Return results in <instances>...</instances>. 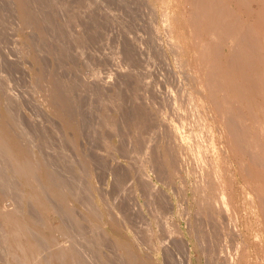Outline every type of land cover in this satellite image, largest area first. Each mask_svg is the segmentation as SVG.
I'll list each match as a JSON object with an SVG mask.
<instances>
[{
    "label": "rangeland",
    "instance_id": "1",
    "mask_svg": "<svg viewBox=\"0 0 264 264\" xmlns=\"http://www.w3.org/2000/svg\"><path fill=\"white\" fill-rule=\"evenodd\" d=\"M53 1L33 0V10L38 9V13L42 11L40 13L46 16L48 22H41L39 28L22 29L14 1L0 0V119L2 109L8 103L9 107L4 108H9L15 117L10 116L9 120H12L9 121L8 134L19 137L22 130L19 140L27 144L37 157L42 155L49 162V168L58 173L64 182L68 181L70 188L64 195L66 201L63 203L53 197L54 201L51 199L55 208L61 205L58 211L65 212L63 208L67 207L70 213L62 212L64 216L57 210L55 214L52 211L41 213L30 200L23 202L19 199L18 207L30 211L37 222L47 221L50 226L61 224L66 230L70 222L75 226L76 220L86 216L81 220L84 228L80 226L85 236L80 232L75 233L76 226L74 228L72 225L69 227L70 234L67 233V240L75 239L70 241L80 245L85 240L82 237L93 233L92 223L96 221L87 215L84 204L87 202L90 208L98 206L94 209L97 213L100 209L102 213L98 220L101 229L99 227L98 231H101L99 236L102 238L107 236L102 239L105 246L96 247V250L90 246L85 252L92 249L96 256L101 254L104 259L111 256L110 260L113 258L112 261H116L112 262L114 264H123L125 260L128 264H142L143 260V264H264V198L258 199L260 194L264 196V164L260 166L245 154L239 156L233 149L231 151L225 142L224 124L219 119L203 121V109L197 105L195 98L190 99L194 86L188 76L199 46L195 48L197 39L184 19L187 0ZM237 2L230 1L232 13L239 14L243 21H251L258 13V16L262 13L264 18V5L252 2V11H249L248 4ZM247 10L251 12L250 15ZM34 12L37 13V10ZM165 12L172 17L175 26L173 32L166 28ZM262 24L257 29L261 30L259 32L264 40ZM206 39L204 36L198 41L201 44ZM173 41L181 44V53ZM183 58L188 66L179 62ZM37 65L42 73L38 72ZM52 74L60 78L65 91L68 90L74 100L72 118L78 132L68 129L64 133L59 119L44 105L50 79L48 76ZM261 101L259 97L256 98V102ZM243 110L250 136L255 133L256 137L257 131L264 133V115L261 117L264 113L253 110L255 116L251 119L257 116L263 121L260 120L261 130H258L259 120L254 119V123L250 119V122L248 118L251 112L245 108ZM141 114L145 115L143 119L146 117L149 121L143 128L137 126L138 119H142ZM15 122L20 126L16 128ZM173 131L187 140L180 144L178 141L181 137L178 136L174 142L171 136ZM263 133L261 138L264 137ZM163 135L172 138L170 142L174 146L176 144L179 165L173 170L166 168L162 162L165 147ZM196 135H199L197 140L202 146L201 150H197ZM29 143L36 146H29ZM262 147H255L253 151L261 148L264 152ZM204 149L206 156L203 155ZM260 152L255 153L264 157V153ZM242 155H245L243 158L249 171H245L237 162ZM202 156L208 161L203 158L202 161ZM215 160L220 173L218 184L223 185L217 188L226 187L227 191L225 197L219 198L218 205L222 204L223 199L222 205L226 208L220 213L212 211L211 202L202 197L201 191L191 193L206 182L208 170H212ZM88 189L92 190L89 195L85 193L86 190L90 192ZM199 192L201 195L196 197ZM103 199L112 207L109 211L111 214L102 209ZM112 213H115L116 221L112 219ZM57 214L66 216V220L63 217L60 219ZM30 228L34 230H31L34 236L39 234L37 238H49L51 235L42 227L31 225ZM59 233H54V237L62 244L66 236ZM74 233L76 236L80 233L79 239L74 237ZM135 233L137 236L140 233L139 238ZM116 243L120 246V250L116 248L119 254L113 249ZM46 245L49 248L46 249ZM53 248L46 241L41 256H47ZM126 248L136 260L129 261L125 257ZM100 250L103 252L99 253Z\"/></svg>",
    "mask_w": 264,
    "mask_h": 264
},
{
    "label": "bare ground",
    "instance_id": "2",
    "mask_svg": "<svg viewBox=\"0 0 264 264\" xmlns=\"http://www.w3.org/2000/svg\"><path fill=\"white\" fill-rule=\"evenodd\" d=\"M13 1L15 3L17 12L19 14V18L21 20L22 29L27 28V27H38L39 28L41 25V22L42 23L48 22L46 16H43V14L40 13L42 11H40L38 13V11H39L38 9L33 10V8L35 6L33 0L32 1L31 0H13ZM54 1H53V3H54ZM230 1L231 0H187V10H186L187 13L185 14L184 19L186 21V25L192 29L191 31L193 34H195V37L197 39L196 40L197 42L195 43V46L197 44V47H195V48H198V46H199V50L197 51V54H195L196 57L194 56L196 59V60H194V66L192 65L193 67H191V72L189 73V76H188V77H190L189 79H190L191 84L194 86L192 88V93H190L189 96H190L191 100H194V98H195L197 100V105L203 109L204 119L201 118L203 121L219 119V121H221L224 124L225 131H226V133H225L226 137L224 136L225 140H226L225 142L227 143V145L231 149V151L233 149V151L236 154H239V156H240V154H245L248 157V159L250 158L249 160L253 161V163H259L258 165L262 166L261 164H264V157H262L263 155L256 154L255 152H258V151L263 152V151L260 150L261 149L260 148V149H258V151L254 152L253 149H255V147H259V146L261 147V145H263L262 149L264 148V143L262 142V141H264L263 140L264 137L262 136L263 138H261V134L263 133V131H259L260 133L262 132L260 134V136L257 135L259 133L257 131L256 137H255V133L253 131L254 137L250 136V133L248 132L249 126H247V124L245 123V121H247V119H245V115H246L245 110H243V109L245 108L247 111L249 110V112H251V113H249V115H250L248 118L249 121L251 118H253V116H255V115H253L254 109H257L258 112L264 113V42H263L264 40L261 36V33L259 32L261 30L257 29V28L260 29V27H258V26H260V24L263 23L261 26L263 29L262 31L264 32V28H263L264 27V18L262 17V13L259 16H258L259 13L258 14L256 13L257 14L256 18H253L251 21H245V20L243 21L239 14H236L234 11L233 12L236 15L234 13H232L233 8L230 5ZM237 1L240 3L248 4L247 9H251V3L252 2H257L259 5H264V0H236V2ZM35 10H37V13L34 12ZM249 11H252V9ZM247 13H248V10H247ZM248 14L250 15L251 12H249ZM163 16H164V21L168 25V27H166V28H169L170 32H173V30L175 29V26L173 24L174 22L172 20V17L169 16L168 12L167 13L165 12ZM204 36L207 37V39L204 40L205 43L202 42L200 44L198 39H200ZM172 43L176 46L177 50L181 53V50L183 49L181 47V44L179 45L178 43H176L174 41ZM180 48H181V50H180ZM225 48H226V50H225ZM195 50H197V49H195ZM184 60H185L184 58L182 60L179 59V62L181 61L180 63H182V65H183V62L186 63V61H184ZM36 61H37V64H40V63H38L39 62L38 60H36ZM177 61H178V59H177ZM186 65L188 66L189 64L186 63ZM37 66H38V72L42 73L41 67L39 65H37ZM48 78H50V79L48 82V86L46 87L47 88L46 89V99L44 97V99H45L44 105H46V107L49 108V111L51 112L52 115L54 114L59 119L62 131L64 133L68 132V129L72 130L71 132H78V126L76 125L75 122H73L74 120L72 118V115L74 114V107H75L74 106V100L69 95L68 90L65 91V89L63 87L64 84L59 80L60 78L58 79V77H56L54 74H52L51 76H48ZM38 79H39V77H38ZM62 89H63L64 93L62 92ZM258 97L261 100H263V102L262 101L256 102V98H258ZM257 101H258V99H257ZM253 102H254V104H253ZM7 104L5 103L6 106H4V105L3 106L9 107ZM4 107L2 109L1 119H0V120H3V122L0 123V223H1L0 225L3 226V231L1 232V230H0V264H114L116 261L115 262L112 261L113 258L110 260L111 256L110 257L108 256L109 259H104L101 257V254H98L97 255L98 257H97L94 254L95 252L93 253L91 251L92 249L89 252L94 254L93 256L92 255L90 256L91 253H89L87 251H86L87 253L85 252V250H89L90 246L95 247V250H96V247H97V249L100 246L103 248L104 241L102 239L104 237H105L104 239H106V237H107V236H104L102 238L101 236H99V234L101 235V231H98V228L100 227V225L98 224V220L101 219L100 217H101L102 213H101V211L99 212V210H100L99 208H97V210L99 209L98 213H97L96 209H94L95 207H98V206H95L94 208H90L89 205L87 206V202L84 201L86 204L83 203L87 207V208L86 207L84 208L85 210H87V215L92 220H96V221L94 223H92L93 224V227H92L93 233L92 234L90 233V235L88 234V236L86 235L87 237H82V239H85V240H83L84 242H82V239L80 237V241L82 242V243H80L78 241V243H80V245H78V244L76 245L75 244L76 242L75 243L72 242L75 239L72 240L70 238L72 241H70V239L67 240L69 238L67 233L69 232V234H70V231H71V229H69V227L71 225L73 226L74 223L70 222V225L67 228V230H68L67 231L66 228L64 229L61 224H58V225L55 224V226H50V225H48L47 221H45L44 223L43 222L42 223L37 222L36 221L37 219L33 218V216L29 213L30 211H28L26 208L20 209L18 207V203H20V202H18L19 199L23 200V202H26V201L29 202V200H30V203L32 201L34 203V206L36 207V209L39 210L41 213H42V211H52L55 214V213L61 211V210H59V211L57 210V208H59L61 205L59 207L57 206L55 208L52 200L54 201V199H56L60 203H63L64 201H66L65 200L66 197L64 195H66L67 191H69L70 188H68L69 185H67L68 181L64 182L57 175L58 173L56 174L54 171H52L49 168V166H50L49 162L46 161L45 159H43L41 157L42 155L41 156L38 155V157H37V154L31 152L32 149L30 147H28L27 144H24L22 141L19 140V137L22 134V132H21L22 130H20V132H19V137L17 135L14 136L11 133H10L11 135L8 134L9 133V130H8L9 121L11 122V120H12V119L11 120H9V119H10V116H12V115H11V110L9 108L5 109ZM177 109H178V107H177ZM243 111H244V113H243ZM257 111H254V112L257 113ZM257 115H258V113H257ZM263 115L264 114H262L261 117ZM13 116H12V118H15ZM141 116H142V119L141 118L138 119L137 126L143 128L145 125L146 126L148 125L149 121L147 122V120L145 119L146 117H144V119H143V116H145V115L141 114ZM141 116L139 115V117H141ZM256 118H257V116L254 117L255 120H256ZM254 119H251V120H253L254 123H256ZM257 120H259V121H257ZM257 120H256L257 123H260L261 119L257 118ZM12 123H14V119H13ZM74 123H75V125H74ZM16 124H18V123L15 122L14 125H16ZM257 125L259 126V125H261V123L257 124ZM17 126H20V125H16V128H17ZM258 126H257V128H259L258 130H261L260 129L261 127L260 126L258 127ZM11 129L13 130L12 127H11ZM249 129H250V127H249ZM85 132H87V131H85ZM26 135L28 136L29 134H26ZM263 135H264V133H263ZM171 136L173 138V141L174 140L176 141V139L178 138L179 135L177 134L176 131H173L171 133ZM198 136L196 137V141H197L196 147L198 148L197 150H201L202 146H201V144L198 143V140H197V138H199ZM164 137L162 138V142L165 145V147L163 148V151H162V159H163L162 162H164V166L166 168L173 170L176 166L179 165V164L177 165V159L178 158L176 156L177 155L176 144L174 146L172 144V142H170L172 138L168 137L169 138L168 139L167 136H164ZM179 137H181V135ZM26 139L28 140V138H26ZM179 139H180V141H178L179 143L183 142V141L185 142L187 140V138L185 139L182 137ZM183 139H185V140H183ZM160 140H161V138H160ZM29 142H32V141L29 139ZM58 144H57V146H58ZM180 144H183V143H180ZM30 145H32V144L29 143V146ZM33 145H34V147L36 146L35 144H33ZM62 147H64V146H62ZM195 148H194V152H195ZM181 149H184V147ZM146 150L147 149H145V151ZM202 150H203V148H202ZM55 151H57V149ZM207 151H208V149H207ZM200 153H201V151H200ZM204 153L205 154H203V155L206 156V150ZM249 155H250V157H249ZM197 156H198V154H197ZM244 156L242 155L241 158H238L237 162L238 163L240 162L239 164L242 166V168L245 171H249V168H248L249 166L247 163H245L246 160H244L245 159V158H243ZM235 157H237V156H235ZM202 158H203V156L200 158L203 161V159H205V158H203V159ZM216 159H218V158H216ZM223 159H225V157ZM57 160H58V158H57ZM206 161H208V160H206ZM215 163H216V160H215V162H213V164L211 166V168L213 167L211 171L207 169L209 171L207 173V175L205 174V171H204V175L207 176L206 182L201 184V182H202L201 181L200 182L201 187H199L198 190H193L194 192L192 191L191 193H196V191H201L202 195H203L202 197L206 198V201L209 200L211 202L210 205H211L212 211L215 213H220L221 211H225L224 209H226V208L224 207V205H222L223 199H221L222 204L218 205L219 200H220L219 198H223L222 196H224V194H227V191H226V187L221 188L220 190L217 188L219 186L218 181H220L219 180L220 173L218 172L219 168L216 166ZM215 167H217V168L215 169ZM158 170H159V168H158ZM207 170H206V172H207ZM70 173H71V171H70ZM68 174H69V172H68ZM71 174H73V173H71ZM174 174H175V172H174ZM172 175H173V173H172ZM73 177H72V180H73ZM200 177H199V179H200ZM204 178H205V176H204ZM139 180H141V179H139ZM202 180H203V178H202ZM124 183H125V181H124ZM195 184H197V182ZM195 184L193 183V185H195ZM221 186H223V185H221ZM221 186H219V187H221ZM193 187L194 186H192L191 188H193ZM196 187H198V185ZM88 190L90 192H87V190H86L85 193L91 194L92 190H90V189H88ZM227 190H228V188H227ZM82 192H83V190H82ZM198 194L201 195L199 192V193H197L196 197L197 196L199 197ZM260 195H259L258 199L264 198L263 195H261V196ZM196 197H194V198H196ZM17 198H18V200L16 201ZM77 199H79V197H77ZM50 200H51V202H50ZM199 201L201 202V200H199ZM55 202H57V201H55ZM207 202L205 205H207L209 203V202L208 203ZM259 202L261 203V201H259ZM102 204H103L102 209L106 212H109L110 209L112 208L109 205L108 201H106L104 199L102 200ZM64 205H65V203H64ZM205 205H203V206H205ZM90 206H92V204H90ZM61 208H63V207H61ZM63 209H65L64 211L66 213H70V212H67V207H65ZM207 209L209 210V207H207ZM56 210H57V212H56ZM68 210L70 211V209H68ZM262 211H264V210H262ZM62 212H63V210H62ZM62 212H60V213L64 216L63 213H65V212H63V213ZM213 212H211V213H213ZM46 215L48 216V214H46ZM66 215H68V214H66ZM58 216L60 217V215H58ZM63 216H61L60 219H62ZM65 217H63L64 220H66ZM74 217H75V215H74ZM74 217L71 219H74ZM114 217H116L115 213L113 214L112 219H114ZM84 218H86V216ZM84 218H81V219L79 218L80 219L79 221L76 220V222H75L76 228H75V226H73V227L76 230L75 233L80 232L85 236V234H84L85 232L83 233V229H82L84 227L81 226V225H83L81 223V220ZM71 219H70V221H71ZM112 219L110 218L109 220H112ZM64 220H62V221H64ZM86 220H88V218ZM213 220H215V219H213ZM41 221H43V218ZM114 221H116V219H114ZM120 221H122V220H120ZM126 223H127V221H126ZM63 224H65V221ZM116 224L118 225V222ZM155 224H156V221H155ZM31 225L42 227L45 230H48L51 233L50 237L49 238L48 237L37 238L36 235L39 236V234L37 233L34 236L35 233L31 231V230H33L30 228ZM218 226H219V224H218ZM123 227H124V225H123ZM80 228L82 229V231H80L81 230ZM196 228H197V226H196ZM100 229H101V227H100ZM144 229H146V228H144ZM187 229L189 232V228H187ZM57 231H58V233H59V231L62 232L61 234L66 236V237L64 236L66 238V241L63 242L62 244H60L58 241H56V238L54 237V233H56ZM73 231L74 230L72 229V232ZM119 231H120V229H119ZM89 232H91V231H89ZM213 232H215V231H213ZM221 232H222V230H221ZM80 233L78 234V236H76L77 234H75L74 237L76 236V239H77V237L79 239ZM105 235H107V234H105ZM139 235H140V233H139ZM102 236H103V234H102ZM133 236L135 237V235H133ZM138 236L136 234V237H138ZM74 237L72 236V238H74ZM44 238L48 242L49 246L54 247V248L51 250V252H49V254H47V256L44 255V257H43V256H41V254H43L42 251L45 250L44 244L46 242L43 240ZM115 241H116V239H115ZM129 244H131V243H129ZM136 245H134V246H136ZM127 246H128V244H127ZM154 246H156L155 243H154ZM45 247H46V249L49 248V247H47V245ZM114 247H113V249L120 248V246L118 244ZM122 247H123V245H122ZM117 249H116V251L118 252V250H120V249H118V250ZM124 249H125V246H124ZM102 252L100 250L99 253H102ZM113 252H114V250H113ZM119 252L117 254H119ZM114 253H113V255H114ZM87 254H88V257L86 256ZM106 255L107 254H105V256ZM133 255L134 254H132L130 252V250L126 248L125 257L129 261H133L135 259ZM147 255H146V257H147ZM123 257H124V255H123ZM105 258H107V257H105ZM96 259H98V260H96ZM147 259H149V257H147ZM145 260H146V258H145ZM97 261H99V262H97ZM123 261L124 260H122V262ZM125 261H127V260H125ZM125 261H124V263L126 264L127 262H125ZM112 262H114V263H112ZM149 262H151V261H149ZM143 263H145L144 260H143ZM165 264H167V263H165Z\"/></svg>",
    "mask_w": 264,
    "mask_h": 264
}]
</instances>
